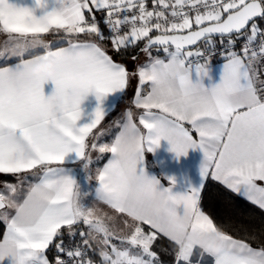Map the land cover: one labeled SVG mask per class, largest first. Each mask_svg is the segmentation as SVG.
<instances>
[{
  "label": "snow or ice",
  "instance_id": "6c2138e0",
  "mask_svg": "<svg viewBox=\"0 0 264 264\" xmlns=\"http://www.w3.org/2000/svg\"><path fill=\"white\" fill-rule=\"evenodd\" d=\"M0 35V264H264V227L205 210L215 182L264 213V0H0ZM39 58L55 80L27 71ZM133 81L102 142L105 97ZM161 140L202 151L197 186L148 173Z\"/></svg>",
  "mask_w": 264,
  "mask_h": 264
},
{
  "label": "crops",
  "instance_id": "0c3cea01",
  "mask_svg": "<svg viewBox=\"0 0 264 264\" xmlns=\"http://www.w3.org/2000/svg\"><path fill=\"white\" fill-rule=\"evenodd\" d=\"M31 0H25V3H30ZM1 36L0 35V39ZM5 37V36H4ZM6 39V37L2 40H0V49H2L3 41ZM47 40H51L49 37ZM221 62H218L214 65H212V77L213 79L209 81L208 79L204 80L205 86H209L211 83H218L219 82V73H220V65ZM127 67L129 70H132L135 67V64L132 61L126 62ZM136 86V82L133 81L131 87L127 91L132 92V96L134 93V89ZM54 84L52 82H48L44 85V92L45 95H51V93L54 90ZM127 93V92H126ZM131 96V98H132ZM131 98L128 100H123V96L119 93L116 94H109L104 99V107L106 110L109 111V114L105 117L104 121H102L101 125L99 126V129H104V127L109 128L110 124L115 121V118L120 119L123 116L124 111L126 108L130 106ZM122 101V105L120 109H122V113L117 115L115 117V114L117 113V110L119 108V104ZM97 106V101L95 97V93H89L85 99L83 100L81 107L84 110L85 117L84 119H87L88 114L92 113ZM135 111V110H134ZM138 115V112H137ZM98 129V130H99ZM118 129L115 127H112L110 132L106 135L101 137L102 142H110ZM170 145L166 140H161L160 145L158 148L155 149L154 152H146L145 153V168L148 171L150 175H154L158 178L166 177V176H174L176 177L177 184L174 191H184L189 185L195 187L201 182V177L199 174V169L201 166V163L203 161V153L200 149H189L187 152V155L180 156L179 158L176 157L175 153L170 151ZM98 155L97 153H93V157ZM108 154H105L104 158L100 161V163L95 164L93 167L102 166L103 163L107 162ZM0 180H7L9 182H15L14 178L10 175H0ZM162 183L167 186L168 181L162 180ZM101 208L106 207L104 205H100ZM2 228L0 229L1 235L0 238H2L3 233V225L0 224ZM166 244V242H163ZM165 260H168L169 257H164Z\"/></svg>",
  "mask_w": 264,
  "mask_h": 264
},
{
  "label": "trees",
  "instance_id": "16d2710c",
  "mask_svg": "<svg viewBox=\"0 0 264 264\" xmlns=\"http://www.w3.org/2000/svg\"><path fill=\"white\" fill-rule=\"evenodd\" d=\"M53 39L52 36H47V38ZM109 54L113 55V58L117 61L120 57L115 55L111 51V45H108ZM131 61L130 59L124 61ZM132 96V92L127 91L126 95L123 96V100H128ZM102 161H99L100 163ZM208 190L211 195L207 198L205 202V210L211 213L217 222H223L229 225L242 224L247 227L248 230H259L264 227V213H262L258 208L243 201L237 197L230 195H221L219 186L215 182H210L208 185ZM2 226L0 225V229ZM231 234L236 235L231 228L228 229ZM1 235V231H0Z\"/></svg>",
  "mask_w": 264,
  "mask_h": 264
},
{
  "label": "clouds",
  "instance_id": "9594fccd",
  "mask_svg": "<svg viewBox=\"0 0 264 264\" xmlns=\"http://www.w3.org/2000/svg\"><path fill=\"white\" fill-rule=\"evenodd\" d=\"M67 70L75 71V68L68 67ZM27 71L33 76H45L49 78V80H55L57 76L56 64L51 59H34L33 63L29 65ZM137 179L143 181L145 177H133L134 181ZM206 239L215 241L216 237L215 235H209Z\"/></svg>",
  "mask_w": 264,
  "mask_h": 264
},
{
  "label": "rangeland",
  "instance_id": "374dc122",
  "mask_svg": "<svg viewBox=\"0 0 264 264\" xmlns=\"http://www.w3.org/2000/svg\"><path fill=\"white\" fill-rule=\"evenodd\" d=\"M5 37L4 36H1V39L0 40H2V39H4ZM160 55H163L162 53L160 54ZM146 57L144 56V55H140L139 56V60L137 61L138 63H144V62H146ZM221 62V61H220ZM218 63V62H217ZM214 64H216V63H212V65H214ZM121 105H122V101H121V103L119 104V108H118V110H117V113L115 114V117L117 116V115H119L120 113H122V109H120V107H121ZM117 120V118H115V121ZM110 125H112V123L110 124ZM114 127V126H113ZM112 128V127H111ZM111 128L109 127V128H105L104 127V129H106V130H108V132L107 133H109L110 132V130H111Z\"/></svg>",
  "mask_w": 264,
  "mask_h": 264
},
{
  "label": "built area",
  "instance_id": "2783aa9c",
  "mask_svg": "<svg viewBox=\"0 0 264 264\" xmlns=\"http://www.w3.org/2000/svg\"><path fill=\"white\" fill-rule=\"evenodd\" d=\"M221 60H220V57L219 56H217V57H215L213 60H212V63H217V62H220Z\"/></svg>",
  "mask_w": 264,
  "mask_h": 264
}]
</instances>
